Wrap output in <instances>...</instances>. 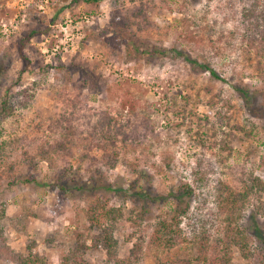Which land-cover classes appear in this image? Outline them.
<instances>
[{
    "label": "rangeland",
    "instance_id": "rangeland-1",
    "mask_svg": "<svg viewBox=\"0 0 264 264\" xmlns=\"http://www.w3.org/2000/svg\"><path fill=\"white\" fill-rule=\"evenodd\" d=\"M247 6L0 0V101L17 82L28 95L26 106L5 96L16 107L0 121V264L31 250L62 264L79 234L90 264H157L197 252L191 232L226 220L214 204L217 185L240 191L251 173L264 179V63L243 46ZM186 184L195 198L177 205L172 193ZM259 196L236 217L260 253L246 260L235 247L234 264H264ZM95 203L118 210L117 260L93 247ZM161 222L189 240L156 243Z\"/></svg>",
    "mask_w": 264,
    "mask_h": 264
},
{
    "label": "trees",
    "instance_id": "trees-1",
    "mask_svg": "<svg viewBox=\"0 0 264 264\" xmlns=\"http://www.w3.org/2000/svg\"><path fill=\"white\" fill-rule=\"evenodd\" d=\"M79 1V0H77ZM84 2L98 3L99 0H83ZM245 1V0H242ZM248 6L243 9V24L245 25V33L243 38V46L247 53L254 54L258 59V63H264V0H246ZM22 52V51H21ZM21 55H24L23 53ZM24 58V56H22ZM263 60V62H262ZM215 78L221 79L220 76L210 68L204 66ZM6 95H13L12 97L20 102V106H26L28 103L27 91L21 89L19 82L10 86L6 91ZM4 99L0 101V121L5 113L10 108H14V102H8ZM109 120V119H108ZM194 183L202 190L206 184L203 182L201 171L195 169L192 171ZM62 189H65L62 187ZM196 190L186 184L183 186L181 196L173 194L175 201L180 203L182 197L187 196L195 198ZM216 196L214 197V204L217 208L218 215L224 216L226 220L217 223L213 232L209 233L195 231L191 232V240H197V252L190 258L179 260H162L157 264H234L232 258L233 248H238L246 260L259 255L255 249L249 247V239L244 228L238 223L239 216L237 212H241L245 208L246 202L254 196L264 194V179L257 175L250 174L243 182V190L234 191L227 184H218L215 188ZM165 198V197H164ZM259 201V200H258ZM261 206H258L260 212H264V202L260 200ZM187 206L182 207L180 214H186ZM5 218V211H0V229L1 222ZM118 219V210L115 208H108L106 203H95L88 209V221L90 228L96 233L93 236V247L96 249L103 248L106 251L108 260H115L117 252V240L114 237L115 221ZM108 222V223H107ZM178 226V225H176ZM199 235V236H197ZM153 240L162 246L169 248L178 245L179 243L189 240L180 228H174V225H169L167 222H161L156 228L153 235ZM86 239L81 234L76 243L69 249L64 256L62 264H90L85 255L89 250ZM264 258V255H262ZM13 261L17 264H48L45 257L32 250L28 254H13ZM117 260V259H116Z\"/></svg>",
    "mask_w": 264,
    "mask_h": 264
}]
</instances>
